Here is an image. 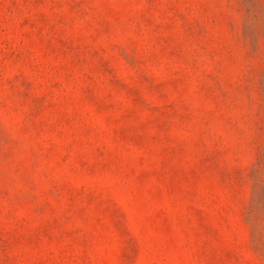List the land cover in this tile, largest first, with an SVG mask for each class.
Returning <instances> with one entry per match:
<instances>
[{"label": "rangeland", "instance_id": "rangeland-1", "mask_svg": "<svg viewBox=\"0 0 264 264\" xmlns=\"http://www.w3.org/2000/svg\"><path fill=\"white\" fill-rule=\"evenodd\" d=\"M0 264H264V0H0Z\"/></svg>", "mask_w": 264, "mask_h": 264}]
</instances>
